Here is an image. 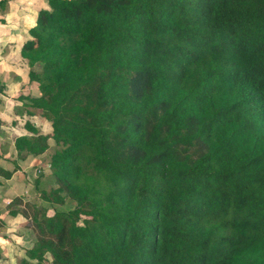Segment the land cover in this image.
<instances>
[{"label": "trees", "instance_id": "1", "mask_svg": "<svg viewBox=\"0 0 264 264\" xmlns=\"http://www.w3.org/2000/svg\"><path fill=\"white\" fill-rule=\"evenodd\" d=\"M47 5L20 55L51 132L13 144L53 142L40 198L75 206L21 213L18 264H264V0Z\"/></svg>", "mask_w": 264, "mask_h": 264}, {"label": "crops", "instance_id": "2", "mask_svg": "<svg viewBox=\"0 0 264 264\" xmlns=\"http://www.w3.org/2000/svg\"><path fill=\"white\" fill-rule=\"evenodd\" d=\"M6 1V11L3 14L0 13V92L5 93L6 96L9 97L13 95V99L18 98L20 95L25 97H38L40 95L38 86L36 83L29 82V67L21 58L20 50L24 42L29 38V30L35 26L38 12L41 9L48 8L47 0ZM34 87L38 91L37 94H33L32 92ZM4 103L5 102L1 101L0 96V105H4L1 106L2 108L0 107V111L5 110L7 104ZM13 105L14 109L12 107L10 111L12 117H14L15 120H19L20 118L24 119L23 128L25 133L22 131L16 136L28 135V131L25 127V123L28 119L23 117L22 111V113L14 112L19 104ZM7 107H9V105ZM0 121H3V119L0 118ZM10 126H13V124L11 123ZM1 127L2 129H0V132L8 128L5 124H1ZM10 131L11 134H14L13 127L9 130V133ZM43 157L44 155L36 158L29 157L26 160L19 159L14 148L13 139L10 141L7 152L0 151V260L7 257V254L10 255L7 250L12 249L16 252L24 248V245H21V248L16 247L15 249L14 244L20 243L19 240L23 237V235L17 234L16 230H20L21 226H24L25 221L18 213L17 215H11L9 209L8 212L5 211L4 206L6 209V206L16 198H20L23 202H26L22 191L25 193L27 188L31 187V184L27 181L25 182L24 176L22 178V173H28L29 170L31 172V164L41 160ZM15 166L19 167V171L14 169ZM38 169H40V167ZM4 172H12V176L6 179L3 175ZM6 192H10L11 196L4 197ZM21 196L23 198H21ZM29 233L32 234L30 231ZM13 256L15 255H10L12 259ZM22 257L23 255L18 257L17 260H20Z\"/></svg>", "mask_w": 264, "mask_h": 264}, {"label": "rangeland", "instance_id": "3", "mask_svg": "<svg viewBox=\"0 0 264 264\" xmlns=\"http://www.w3.org/2000/svg\"><path fill=\"white\" fill-rule=\"evenodd\" d=\"M38 91L35 87L32 90L33 94H37ZM0 96H1V101L5 102L4 104H7L5 110L0 111V118L3 119V121H0L2 122L0 123V129H2L1 124H5L8 126V128L5 131L0 132V151L1 152L3 151L7 152L10 146V141L13 138H15L16 135H19V133H21L22 131L23 133H25V130L23 128L24 119L20 118L19 120H15L14 117H12V114L10 113V111L12 110L11 108L14 106L13 104H19L17 105L16 111L14 110V112L20 113L22 111L23 113L22 112L21 113L23 117L28 119L30 124L35 127L36 132L38 134L44 135V134H48L51 132V125L40 117L39 111L28 106L29 101L25 98V96L20 95L21 96L20 97L19 95H15L19 97L13 99L12 98L13 95L9 97V96H6V94L3 92H0ZM8 105L9 107H7ZM1 106H4V105H0V107ZM11 123L13 124V126H10ZM11 127H13L14 129V132H13L14 134H11V131L9 133V130H11ZM28 135H29V132H28ZM56 149H58V147H56L53 142H50V148L46 152L44 157L41 160L37 162L35 161L31 164L32 165L31 172L29 170L30 173L29 172L22 173V178L24 176L25 182L27 181L29 184H31V187H30L31 189L28 187L25 193L24 191H22L23 192L22 194H23L24 199L26 200V203L27 202L30 203V206H29L30 208L28 207L26 208L23 204L19 205L15 203V199H13L11 203L6 206V209H5V206L3 205L5 211L8 212V209L9 210L12 209L13 211L18 212V214L22 217L21 213H27L28 215H31L33 213L32 210L34 207L37 210L46 211L48 216H52L55 212H67L75 206V202H73L68 197L65 198V202L63 205L46 203L40 198V195L42 192L49 193L51 190L57 187L54 181V178L52 176V171L49 168L50 157ZM39 167L40 169H38ZM14 169L19 171L18 166H15ZM7 196L8 197L11 196L10 192H6L4 194V197H7ZM23 197L21 196V198ZM29 231L30 230L26 228L25 226L23 227L21 226L20 230L19 229L16 230L17 234L23 235V237H21V239L19 240L20 243H17L18 245L14 244V248L15 249L16 247L21 248V245L22 246L24 245L23 246L24 248L23 250L22 249L21 251L17 250L16 252L12 249L7 250L10 255L13 254L15 256H13V259H12V257H10V255L7 254V257H5L3 260H0V264H18L19 263L20 260H17L18 257L22 255L24 256L25 250L31 247L33 243L35 242L34 234L29 233Z\"/></svg>", "mask_w": 264, "mask_h": 264}]
</instances>
